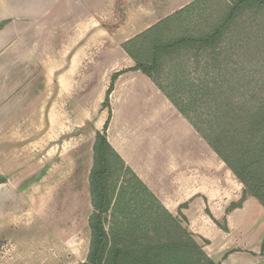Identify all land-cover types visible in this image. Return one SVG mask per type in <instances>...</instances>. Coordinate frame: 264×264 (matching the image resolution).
<instances>
[{
  "label": "rangeland",
  "instance_id": "374dc122",
  "mask_svg": "<svg viewBox=\"0 0 264 264\" xmlns=\"http://www.w3.org/2000/svg\"><path fill=\"white\" fill-rule=\"evenodd\" d=\"M232 1L62 0L56 14L27 25L28 50L44 79L28 83L37 93L7 130L10 142L0 143V264L86 260L93 212L86 172L89 162L92 166L96 132L104 131L109 109L110 119L115 116L118 124L129 123L134 131L153 118L158 134L154 143L168 144L164 132L171 102L162 87L174 73L191 84L178 96L189 102L188 117L203 132L217 125L220 108L264 105V9L239 15L214 54L182 52L165 63L157 78L134 70L135 61L123 48L182 8L186 10L170 26L172 30L204 31ZM67 71L73 80L56 79ZM116 72L106 107L105 93ZM66 148H73L71 161L62 160ZM79 153L90 157L80 169ZM218 158L216 172L203 171L204 184L212 193L197 204L175 209L158 207L132 171L115 164L109 181L112 203L121 194V204L128 201L133 215L125 218L121 206L110 209L104 220L106 231L121 244L135 242L136 248L148 241H165L169 229L170 238L181 241L187 228L216 262L264 264V208L251 195L242 198L243 184ZM142 203L150 206L143 237L141 230L127 225ZM143 221L137 217V223Z\"/></svg>",
  "mask_w": 264,
  "mask_h": 264
},
{
  "label": "trees",
  "instance_id": "16d2710c",
  "mask_svg": "<svg viewBox=\"0 0 264 264\" xmlns=\"http://www.w3.org/2000/svg\"><path fill=\"white\" fill-rule=\"evenodd\" d=\"M262 9H264V0H233L225 7L223 14L206 30L174 32L170 26L174 25L186 10L182 8L128 40L123 44V48L135 61L134 70H139L150 78H157L163 75L165 63L182 52L207 51L214 54L239 15L245 11L258 12ZM118 75L119 72H116L111 76L104 98L106 107H109V95L114 89V81ZM172 77L167 87H162L165 96L189 120L243 184L242 198L251 195L264 208V105L224 111L220 108L216 116L217 125L203 132L202 128L191 122L188 117L186 105L189 102L187 104L178 96L185 86L191 84L183 78L179 79L178 74L174 73ZM110 117L109 109L108 117L103 125L104 131L96 132L92 146V166L88 176L93 207L88 220L91 240L86 260L80 264H221L207 256L187 228H184L181 241L172 240L170 238L171 229H169L166 232L165 241L155 243L148 241L147 244L141 243L136 248H133L136 245L135 242L121 244L119 240L112 239L104 227L108 211L112 208L118 210L121 206L120 212L125 218H130L133 211L128 201L121 204V194L112 203L113 190L109 181L115 172V164H119L120 167L125 164L106 137L105 130ZM132 174L134 175L133 172ZM134 177L144 192L154 198L158 207L163 208L159 200L135 175ZM143 204L134 220L127 224L131 226V230L135 228L141 230L142 237L146 235L147 230L145 218L150 216V206L143 207ZM137 217L138 219L143 218L144 221L137 223Z\"/></svg>",
  "mask_w": 264,
  "mask_h": 264
},
{
  "label": "crops",
  "instance_id": "0c3cea01",
  "mask_svg": "<svg viewBox=\"0 0 264 264\" xmlns=\"http://www.w3.org/2000/svg\"><path fill=\"white\" fill-rule=\"evenodd\" d=\"M62 0H0V143L8 141L7 130L14 127L19 113L25 109L36 91L28 83L43 81V72L28 50L27 25L56 14ZM55 16V15H54ZM24 38V39H23ZM71 62V60H70ZM71 72L57 75L58 81L73 80ZM169 119L164 132L168 144H155L158 136L155 120L141 122V129L134 131L128 123H117L110 119L106 137L119 157L137 179L157 197L163 207L175 209L183 204H197L212 193L204 184L203 171L216 172L219 167L217 154L204 143L203 137L174 105H169ZM16 120V121H15ZM63 151L62 160H73L71 148ZM85 149L82 148V152ZM80 154V153H79ZM78 154L77 160L84 168L85 154ZM61 156V157H63ZM71 170L74 173L75 167ZM91 165L87 166L86 178ZM212 174V173H211ZM2 181V179H1ZM191 202V203H190Z\"/></svg>",
  "mask_w": 264,
  "mask_h": 264
}]
</instances>
